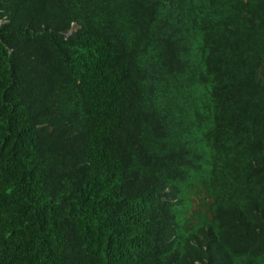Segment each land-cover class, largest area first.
<instances>
[{"label":"trees","instance_id":"trees-1","mask_svg":"<svg viewBox=\"0 0 264 264\" xmlns=\"http://www.w3.org/2000/svg\"><path fill=\"white\" fill-rule=\"evenodd\" d=\"M0 264H264V0H0Z\"/></svg>","mask_w":264,"mask_h":264},{"label":"rangeland","instance_id":"rangeland-1","mask_svg":"<svg viewBox=\"0 0 264 264\" xmlns=\"http://www.w3.org/2000/svg\"><path fill=\"white\" fill-rule=\"evenodd\" d=\"M74 29H75V27H74ZM193 202H194L195 207L197 208L198 207V202H199L198 197L194 198Z\"/></svg>","mask_w":264,"mask_h":264},{"label":"water","instance_id":"water-1","mask_svg":"<svg viewBox=\"0 0 264 264\" xmlns=\"http://www.w3.org/2000/svg\"><path fill=\"white\" fill-rule=\"evenodd\" d=\"M70 32H71V30H70Z\"/></svg>","mask_w":264,"mask_h":264}]
</instances>
